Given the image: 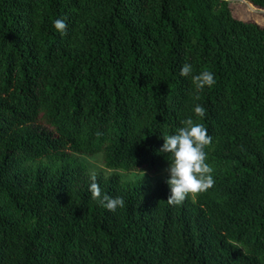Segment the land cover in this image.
<instances>
[{"label":"trees","instance_id":"16d2710c","mask_svg":"<svg viewBox=\"0 0 264 264\" xmlns=\"http://www.w3.org/2000/svg\"><path fill=\"white\" fill-rule=\"evenodd\" d=\"M187 118L212 188L175 205L166 179L96 175L124 206L91 198L77 156L155 175ZM0 264H264V27L226 0H0Z\"/></svg>","mask_w":264,"mask_h":264},{"label":"clouds","instance_id":"9594fccd","mask_svg":"<svg viewBox=\"0 0 264 264\" xmlns=\"http://www.w3.org/2000/svg\"><path fill=\"white\" fill-rule=\"evenodd\" d=\"M54 28L63 35L66 30L65 21L56 19ZM192 72V65L189 63L181 65L180 76L190 77L198 91L215 85L216 80L211 71H200L196 75H192ZM193 111L197 116L203 118L206 110L197 104ZM181 124L182 126L174 134L161 135L164 142L158 150V154L170 157L167 159L169 165L165 170L167 174L165 182L170 189L167 202L175 205L182 204L186 199L206 192L215 183L212 175L213 169L206 162L205 152V149L212 144V137L202 124L195 123L192 118L181 121ZM90 179L92 182L89 185V191L93 200L110 212H115L117 208L124 206L122 197H111L102 193L96 182L95 172L91 174Z\"/></svg>","mask_w":264,"mask_h":264},{"label":"rangeland","instance_id":"374dc122","mask_svg":"<svg viewBox=\"0 0 264 264\" xmlns=\"http://www.w3.org/2000/svg\"><path fill=\"white\" fill-rule=\"evenodd\" d=\"M230 3L236 17L243 20H250L264 27V10L254 7L246 0H226ZM85 165H87L90 173L95 172L96 175L110 177L113 174L120 175L123 181H135L139 179H147L149 182L156 184L159 180L167 179L166 168L162 169L155 175L147 172H131L113 171L106 167L103 154H97L93 157L77 156Z\"/></svg>","mask_w":264,"mask_h":264}]
</instances>
